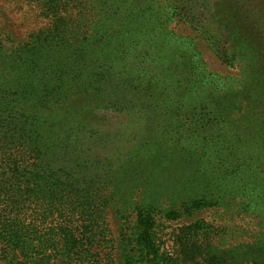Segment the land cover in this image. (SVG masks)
Here are the masks:
<instances>
[{
    "label": "trees",
    "instance_id": "obj_1",
    "mask_svg": "<svg viewBox=\"0 0 264 264\" xmlns=\"http://www.w3.org/2000/svg\"><path fill=\"white\" fill-rule=\"evenodd\" d=\"M31 1L49 19L46 31L16 42L0 30V264H264V244L220 248L212 242L226 229L203 219L181 226L170 253L156 219L224 209L264 225V0H221L208 16L191 11L193 0ZM168 15L238 65L242 87L204 102L208 77L186 47L164 53L165 40L157 42L176 95L152 101L160 112L151 140L103 189L75 188L50 157L63 161L71 139L94 123L92 112L119 101L97 89L100 106L76 120L39 114L34 104L68 96L85 73L104 81V62L153 34L165 38ZM242 105L247 111L231 116Z\"/></svg>",
    "mask_w": 264,
    "mask_h": 264
},
{
    "label": "rangeland",
    "instance_id": "obj_2",
    "mask_svg": "<svg viewBox=\"0 0 264 264\" xmlns=\"http://www.w3.org/2000/svg\"><path fill=\"white\" fill-rule=\"evenodd\" d=\"M220 1L193 0L191 11L208 16ZM157 3H160V0H157ZM189 14L191 15L190 12ZM49 24V19L43 17L31 0H0V30L16 42H25L32 33L46 31ZM162 35L165 38L153 34L152 37L104 62L102 71L106 76L105 82H97L100 77L91 72L85 73L81 80L75 82L68 96L34 104V107L39 109V114L52 113L67 118L73 114L76 120L78 116L85 114L86 110L100 106L98 102H93V99L97 98V89L104 95L107 94L110 101H119L116 106L112 103L108 109L92 112L94 123L86 126L71 139V147L63 161H57V154L50 157L48 162L51 168L57 169L63 165L75 188L103 189L131 156H140L136 154L138 146L151 140L149 131L156 125L154 122L160 112L152 101H161L176 95L161 74L157 42L165 40L161 42L164 53L172 52L178 47H186L198 71L208 77L207 84L200 93L204 102L214 103L222 95L231 94L233 91L236 94L242 87L243 83L239 82V66L228 65L219 60L201 35L177 17H165ZM109 91H112V94ZM113 93L122 97L112 96ZM123 99L126 101L122 102ZM28 107L25 108L29 109ZM246 107L242 105L240 112L237 108L232 110L231 116L241 117L247 111ZM260 171L264 175V167ZM107 218L108 227L113 231V236H117L116 228L119 222L114 214H109ZM156 219L160 243L170 253L177 251L175 238L181 226L199 219L226 229L220 241L212 242L220 248H234L243 252L249 247L264 244V225L259 217L249 214L213 209L194 215L186 214V217L173 221L160 216H156Z\"/></svg>",
    "mask_w": 264,
    "mask_h": 264
}]
</instances>
